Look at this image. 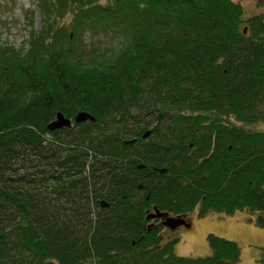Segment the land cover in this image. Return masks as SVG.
Segmentation results:
<instances>
[{
  "label": "trees",
  "instance_id": "1",
  "mask_svg": "<svg viewBox=\"0 0 264 264\" xmlns=\"http://www.w3.org/2000/svg\"><path fill=\"white\" fill-rule=\"evenodd\" d=\"M35 7L23 45L0 43V264H237L214 234L208 255H175L145 214L264 226V16L234 0ZM102 34L117 45L95 48ZM57 112L71 126L48 130Z\"/></svg>",
  "mask_w": 264,
  "mask_h": 264
},
{
  "label": "rangeland",
  "instance_id": "2",
  "mask_svg": "<svg viewBox=\"0 0 264 264\" xmlns=\"http://www.w3.org/2000/svg\"><path fill=\"white\" fill-rule=\"evenodd\" d=\"M243 7L244 16L261 13L264 16V0H234ZM31 12L33 27L38 28L39 16L35 7V0H0V43H5L19 48L23 45L29 26L26 14ZM92 38L94 47L99 50L114 48L118 40L107 35H98ZM25 46V45H24ZM254 128L261 129L263 124ZM264 215V212H263ZM257 212L238 210L231 214L216 211H207L202 216L198 215L195 206L185 214V221L189 223L175 228L164 226L170 238H176L173 244V253L178 256L197 257L210 253L207 244V234H214L234 241L239 248L237 264H260L264 259V226L256 224ZM162 235L159 244L162 242ZM158 244V245H159Z\"/></svg>",
  "mask_w": 264,
  "mask_h": 264
},
{
  "label": "water",
  "instance_id": "3",
  "mask_svg": "<svg viewBox=\"0 0 264 264\" xmlns=\"http://www.w3.org/2000/svg\"><path fill=\"white\" fill-rule=\"evenodd\" d=\"M246 28L243 27L242 28V32L245 33ZM167 114V111H160L156 114V120L155 122L152 124L151 127H149L147 130H145L142 134L141 137L144 138L146 137L151 131H153L154 129L157 128V126L160 123L161 118ZM84 120H93V117L91 115H89L88 113L84 112V111H78L74 117H73V121L75 123H79L82 122ZM71 123L70 120L68 118H65L60 112L55 113L54 115V119L52 121H50L47 125L46 128L48 130H53V129H60L62 127H70ZM133 141V139H127V140H123V143H131ZM142 166V164H137V168H140ZM155 169V168H154ZM158 172H162L163 168H157ZM100 205H106V203H104L103 201H100ZM152 218H162L163 219V224L173 228L176 225H183L182 219L180 215L177 216H169L166 212H161L158 211V209L156 208H152V211L148 212L146 211L145 214V219H152ZM188 226V225H186ZM148 228V226H147Z\"/></svg>",
  "mask_w": 264,
  "mask_h": 264
},
{
  "label": "flooded vegetation",
  "instance_id": "4",
  "mask_svg": "<svg viewBox=\"0 0 264 264\" xmlns=\"http://www.w3.org/2000/svg\"><path fill=\"white\" fill-rule=\"evenodd\" d=\"M153 169H154V167H153ZM104 206H106V205H103V207H104ZM150 211H152V209L149 210L148 212H150ZM180 216H181V219H182L183 225H184V224L189 225V223H186V221H185V218H184L185 215H180ZM146 224H147L148 228L157 229L159 239H160V237H161V231H162V235L164 236V238H163L164 240L170 238V237L168 236V234H165L166 232H168V230H167V231H166V230L164 231L163 227H164L165 225L163 224V219H162V218H152V219H148L147 222H146ZM181 225H182V224H181ZM177 226H179V225H176V226H174L173 228H175V227H177ZM173 228H172V229H173ZM164 240H162V241H164Z\"/></svg>",
  "mask_w": 264,
  "mask_h": 264
}]
</instances>
